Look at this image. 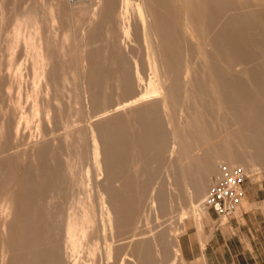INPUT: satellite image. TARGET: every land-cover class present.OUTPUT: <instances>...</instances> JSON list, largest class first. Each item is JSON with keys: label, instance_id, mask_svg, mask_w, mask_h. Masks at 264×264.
Segmentation results:
<instances>
[{"label": "rangeland", "instance_id": "obj_1", "mask_svg": "<svg viewBox=\"0 0 264 264\" xmlns=\"http://www.w3.org/2000/svg\"><path fill=\"white\" fill-rule=\"evenodd\" d=\"M123 1L113 0L115 8L112 11L103 5L102 14L110 18L99 26L97 23L100 19L93 18L98 0H0V204L12 202L15 207L7 220L0 217V264H56V260L57 264H134V258L130 256L133 253L129 247L130 237L140 232L144 233L139 236L140 242L144 244L141 264H186L180 251V239L188 224L201 221L206 213L199 206L189 205L188 194H181V200L176 197L177 193L174 192L181 188L174 182L184 179L180 176L174 178L173 156L164 146L172 141L174 133L182 137L197 134L198 126L206 129L208 134L203 143L215 142L213 137L216 135L225 136L227 132L236 130L241 122L232 116L233 103H239V110H243L262 101L257 111H264V52L256 47H264L263 38L250 35L248 42L244 38L237 43L241 51H253L257 54L255 57L247 59L243 52L232 56L224 48H214L218 38L214 30L217 26H224L226 20L208 19L207 24H204L192 11L175 12V17L171 19L178 24V33L159 36L169 47H180L175 60L182 74L173 87L179 89L180 86L182 90L177 92L167 107L161 101V94L156 92L158 103L144 117V123L156 121V138L149 137L147 145L137 150L136 160L132 152L122 153L120 166L134 165L139 175L134 169L115 172L118 176L114 177L116 184L110 187L109 196H115L116 193L118 197L121 196V203L117 206L125 215L121 216L122 235L118 237L123 240L113 243L109 249L107 245L113 241L115 232L106 229L101 223V214L108 209V203L102 208L99 193L95 191L92 197L87 194L85 174L88 168L93 169L92 174H95V167H89L93 162L83 153L81 143L85 140L87 122L96 123L114 115L118 110L114 105L123 91L116 89L121 85L120 82L100 83L108 87L104 93L113 110L99 114V106H96L89 116L84 97L78 91L73 47L79 30L94 19L93 43L86 49V54L108 48L104 58L110 61L120 51L126 52L127 43L119 39L120 29L126 19ZM142 1H126L129 4L128 16L134 42L131 48H127L132 57L121 61L123 67L131 72L126 76L125 83L133 85L135 93L150 92L154 87L157 90L159 83L152 84V81L160 78L155 68L156 39L152 40L143 23ZM170 1L172 5L179 2ZM149 7L154 17L158 15L161 18L167 12L156 7L153 0ZM185 20L189 22L184 26L182 22ZM222 37L232 43L236 40V33H225ZM39 39L43 40L48 52L54 55L55 62L59 64L58 73L54 75L56 82L49 96L43 92L45 81L35 76L32 67L34 52L29 48L30 42L37 43ZM231 57L239 58V62H247V65L231 66ZM215 66L217 71L213 72ZM215 73L225 76L223 86L228 84L229 89L223 98L214 93L216 84L212 78ZM190 76L198 77L199 85L186 91ZM32 94L44 102L41 110H50V119L42 111L35 115L33 97L28 98ZM22 113L30 122L18 127ZM105 126H101L102 129ZM124 127L127 126L124 124ZM254 128L259 129L258 126ZM111 132L117 134L115 137L121 135L116 129ZM189 142L193 159L190 166H186L191 174L194 160L202 156V144L194 143L192 139ZM218 142V146L226 143L224 138ZM257 142L259 148L248 162L254 168L246 169L249 174L247 182L252 183L264 178V135ZM153 143H161L158 154L151 151L150 145ZM37 149L39 153L42 150L55 151V162L70 168L62 172L65 174L63 181L72 182L69 199L66 205H58L57 211L64 212L66 216L70 214L80 224L84 222V213L88 215L89 233L85 237L76 236L80 246L75 250L65 249L67 236L64 227L58 236L59 250L55 251L52 244H44L47 236L42 222L45 220L44 209L48 204L51 207V192L36 183L40 177H47L51 172L46 169L45 158L37 153ZM219 164L224 163L220 161ZM177 169L180 170V166ZM216 169L209 174V180ZM98 179L102 180V175ZM209 183L206 184V193ZM152 191L156 192V207L152 206L149 199ZM53 196L59 197L55 193ZM169 198L173 200L166 205L164 199ZM132 249L135 250V247Z\"/></svg>", "mask_w": 264, "mask_h": 264}, {"label": "bare ground", "instance_id": "obj_2", "mask_svg": "<svg viewBox=\"0 0 264 264\" xmlns=\"http://www.w3.org/2000/svg\"><path fill=\"white\" fill-rule=\"evenodd\" d=\"M126 1L127 0L122 3L123 13L126 19L120 29L119 39L127 43L126 45L131 48L134 39L131 30V20L128 16L129 4ZM143 1V23L147 26L149 32L148 35L153 38L152 40L154 41L156 39L155 50L157 60L155 68L156 73L160 75V78H156V81H152V84L155 82L159 83L157 90L154 87L150 92L141 91L135 93L133 85H127L125 83L126 76L131 72L129 69L127 70L123 67L121 61L122 59L125 60L132 57L129 49H127L128 47L126 50L124 49L126 52L123 53L120 51L119 54L113 56L110 61H107V59L105 60L104 58V53L106 54L108 52V48L98 52H90V54H86L85 52L90 44L93 43L94 30L92 27L95 21L94 19L99 18L100 20H98L97 24L102 26L105 19H109L110 17H107L105 14L103 15L101 9L103 5H107V8H110L112 11V9L115 8L113 0H107L106 2H104V0H98L97 10L93 12L94 19L79 30L78 34L75 36V47H73V57L75 58L74 71L77 74L79 82L78 91H80L84 97V104L88 109L89 116L92 114L91 112L96 106H99V114H106L113 110L111 107L112 104L110 105L107 101V94L104 93L105 89L108 87H103V84L100 83L106 81L120 82L121 85L117 86L116 89L123 91V93L117 97L116 105L114 106H116L118 110L114 115L96 123L89 124L87 122V126L84 129L85 140L81 143L83 153L88 156V159L91 162H93L89 167H95V174H92L93 169L90 170L89 168L85 174L86 180L84 181V185L87 187V194L89 197H92L95 191L97 194L99 193L101 195L102 208L108 203V209L105 213L103 211V214H101V223L106 229L108 228L110 231L115 232L113 241L111 244L107 245L109 249L113 247V243L123 240L118 239V237L122 235L121 216L125 215H123L121 208L117 206V204L121 203V196L118 197L117 193L115 196H109V191H111L110 187L113 184H116L114 177L118 175L115 172L118 173L122 170L134 169L137 173V168L134 165L126 167L120 166L122 153L130 151L133 153L134 160H136L138 159L137 150L140 147L147 145L149 137L156 138V121H146V123H144L145 115L149 113L153 107H156V103H158V100H156V92L161 94V101L167 107L170 104L171 99L176 96L177 92L182 90L180 89V86L179 89L173 87V84L177 83L182 74V71L177 66L175 60L178 55L177 51L180 47H169L159 36L160 34L172 36L178 33L176 29L178 24L171 19L175 17V12L192 11L195 16H198V18L203 20L204 24H207L208 19L226 20L224 26H217L214 30V35L218 37L215 40L216 45L214 48H224L228 50L230 54H233L232 56L243 52L247 59H251L257 54L253 51L249 53L241 51V49L237 47V43L244 38H246L244 41L246 40V42H248L250 35L262 37L264 40V0H179L177 5H172L170 0H153L156 2V7H160L167 11L161 18L158 15H156V17L153 16L152 10L149 7L152 0ZM188 22L189 20H185L182 22V25H188ZM225 33H236V40H233L232 43H230L227 38L222 37ZM30 43L31 45L29 48L34 52V55L32 56L34 59L32 64L34 74L40 81H45L46 86L43 92L46 96H49L56 82L54 75L58 73L59 64L55 62L54 55L48 52V48L42 39H39L37 43L35 41H31ZM256 47L264 52L263 46L259 45ZM118 58L120 60H118ZM238 59L239 58L237 57L229 58L231 66L239 64L247 65V62H239L237 61ZM155 68L153 67V69ZM215 70L217 71L216 66L212 68L213 72H215ZM17 72L18 71H16V73ZM224 78L225 76L217 73H215L212 78V81L216 84L214 93L220 95L221 98L224 97L225 92L229 89L227 88L228 84H225L226 88L223 86ZM199 81L200 79L198 77L190 76L185 90L190 91L195 89V85L197 87ZM33 83H35V81ZM149 93L154 95H150ZM29 97H33L32 105L35 115H39L42 111L44 112L45 117L50 119V110H41V106L44 105V102L37 97L35 98L34 94L29 95L28 98ZM262 103V101L258 102L249 108H244L243 110H239V103H233L231 105L233 106L232 116L234 119L237 118V120L241 122L239 124L240 126L236 130L227 132L225 136L216 135L213 137L215 142L203 143L208 137V134L206 129L203 127L200 128V126L196 128L198 131L197 134H194L193 136L187 134L185 136L187 138L174 133L172 141L164 147L168 148L173 156L172 167L175 169L174 178L180 176L181 179H184L177 183L174 182V185H178L181 188V190L174 192L177 193L176 197H178V200H181V194L185 193L188 194V202L191 207L199 206L205 198L204 196H206V184L208 181H210L209 185L211 184L212 177L217 174L218 168L221 165H218V162L220 161L230 166H242L245 170H252L254 168V165L250 163L248 164V162L255 154L254 152L259 148V143L257 141L264 135V111H257ZM170 121V124H172L173 121ZM29 122V119L22 113L20 114L18 127H20L22 123L28 125ZM105 124L106 126L102 129L101 126ZM124 124L127 127H124ZM257 126L259 128L258 130L254 128ZM111 129H116L121 135L115 137L117 134L111 132ZM223 138L226 142L225 145L218 146V141H221ZM189 139H192L194 143L197 142L202 144V147L200 148L202 156L200 157L205 156L204 158L199 157L194 160V170L191 174L188 171V166H186L188 164L190 166V161L193 159ZM229 139H231L230 142H228ZM150 146L153 153L156 152V154H158L159 151H161V143H158L157 145L156 143H153ZM31 149H35V147H32ZM37 150V153H39V149ZM39 154L40 156H44L46 169L51 172V175H48L47 177H40L36 183L41 186V188L51 192V197L49 198L51 207L48 204V207L44 209L45 220L42 222L44 226V234L47 236L44 244L47 246L52 244L55 251L57 249L59 250L60 245L58 243V236L62 233L64 227L67 236L65 249H74L79 245L76 236L79 235L85 237L89 233L90 225L88 223V215L87 213H84V222L80 224L79 221L75 222L70 214L66 216L64 212L59 213L57 211L58 205L64 203L66 205V202H68L69 199V191L72 188V182H64L63 178L65 174L63 175L62 172L65 171L64 169L68 170L70 168L68 165L65 167L62 164L55 162L57 157L55 151L47 152L42 150ZM48 161H51V165ZM179 166L180 170L177 169ZM214 168L216 171L211 177V180H209V174L212 173ZM56 171L58 173L55 174ZM101 175L103 177L102 180L98 179ZM137 175H139V172ZM119 185L121 186V184ZM53 193L59 197L56 198V196H53ZM149 199L152 206L156 207L157 198L155 191L151 192ZM172 200L173 198H169V200L164 199V202L167 201V205L169 202H172ZM14 208L12 202H2L0 204V217L2 216L7 220L15 211ZM143 234L144 233L141 232L135 233L130 237L131 240L129 247L133 252L130 256L134 258V264H141V259L144 254V244L140 242L139 236ZM49 235L51 236L49 237ZM133 247H135V250L132 249ZM137 247L139 248L137 249ZM36 250H38V248H36Z\"/></svg>", "mask_w": 264, "mask_h": 264}, {"label": "crops", "instance_id": "obj_3", "mask_svg": "<svg viewBox=\"0 0 264 264\" xmlns=\"http://www.w3.org/2000/svg\"><path fill=\"white\" fill-rule=\"evenodd\" d=\"M239 210L227 218L205 212L180 239L186 264H264V178L246 182Z\"/></svg>", "mask_w": 264, "mask_h": 264}, {"label": "built area", "instance_id": "obj_4", "mask_svg": "<svg viewBox=\"0 0 264 264\" xmlns=\"http://www.w3.org/2000/svg\"><path fill=\"white\" fill-rule=\"evenodd\" d=\"M248 179L249 174L242 166L221 164L199 209L203 212L213 211L220 217L234 215L245 198L244 186Z\"/></svg>", "mask_w": 264, "mask_h": 264}]
</instances>
